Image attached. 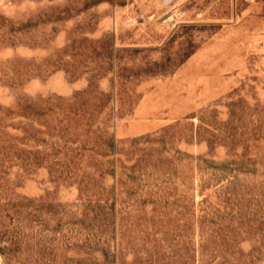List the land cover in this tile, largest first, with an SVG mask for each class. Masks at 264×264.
<instances>
[{"label":"rangeland","instance_id":"obj_1","mask_svg":"<svg viewBox=\"0 0 264 264\" xmlns=\"http://www.w3.org/2000/svg\"><path fill=\"white\" fill-rule=\"evenodd\" d=\"M0 264H264V0H0Z\"/></svg>","mask_w":264,"mask_h":264}]
</instances>
